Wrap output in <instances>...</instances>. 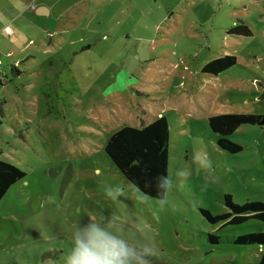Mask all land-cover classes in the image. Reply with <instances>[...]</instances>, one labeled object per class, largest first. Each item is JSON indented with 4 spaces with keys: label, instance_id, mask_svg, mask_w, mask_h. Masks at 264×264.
I'll use <instances>...</instances> for the list:
<instances>
[{
    "label": "rangeland",
    "instance_id": "374dc122",
    "mask_svg": "<svg viewBox=\"0 0 264 264\" xmlns=\"http://www.w3.org/2000/svg\"><path fill=\"white\" fill-rule=\"evenodd\" d=\"M236 16L254 21L253 35L228 33ZM20 29L22 50L9 65L0 61V158L26 175L0 201V264H65L72 233L89 216L117 217L130 243L153 246L150 264H261L264 245L208 236L264 232V221L213 224L200 209L226 212L225 194L240 205L264 201V125H240L228 137L243 148L232 153L208 120L264 114V1L85 0L59 24L50 19L54 35ZM226 54L235 65L217 76L203 71ZM161 116L175 185L167 204L139 189L143 200L131 189L111 200L106 188L131 182L106 154L107 141ZM197 152L210 171L194 162ZM181 170L190 173L182 188Z\"/></svg>",
    "mask_w": 264,
    "mask_h": 264
},
{
    "label": "trees",
    "instance_id": "16d2710c",
    "mask_svg": "<svg viewBox=\"0 0 264 264\" xmlns=\"http://www.w3.org/2000/svg\"><path fill=\"white\" fill-rule=\"evenodd\" d=\"M228 33L241 37L253 35L250 25L243 18H238ZM236 62V55L226 54L208 61L204 65L203 71L209 75L217 76L235 65ZM15 68L16 65H13L11 70ZM3 84L4 78L1 77L0 86ZM208 120L210 128L217 134V144L222 149L235 153L241 151L243 147L228 136L242 124L264 125L261 123L264 121V114L225 112L210 115ZM169 141L168 121L164 116H161L150 123H142L139 127L126 125L116 130L110 136L104 149L117 169L129 182L143 194L158 198L154 185L152 187L145 185L147 181L160 174L169 175ZM25 175L26 172L19 166L0 158V201L11 186ZM224 202L228 210L222 214H213L204 207L200 210L206 219L213 224L220 222L237 224L249 218L264 221V201H247L240 205L234 202L230 194H225ZM208 238L213 244L230 242L239 245H264V232L224 237L209 234ZM260 263L264 264V253ZM224 264L238 263L229 261Z\"/></svg>",
    "mask_w": 264,
    "mask_h": 264
},
{
    "label": "clouds",
    "instance_id": "9594fccd",
    "mask_svg": "<svg viewBox=\"0 0 264 264\" xmlns=\"http://www.w3.org/2000/svg\"><path fill=\"white\" fill-rule=\"evenodd\" d=\"M194 162L205 169L211 170V161L197 152ZM190 173L181 170L177 173L179 187H183ZM154 185L160 207L167 204V197L175 187L172 177L160 174L146 182V187ZM127 189L143 200L138 188L131 183L127 188L116 186L105 189V195L113 201L127 195ZM117 217L97 221L91 216L86 223L80 224L72 233V248L66 257L65 264H150V257L154 256L155 249L149 243H130V238L124 235L116 225Z\"/></svg>",
    "mask_w": 264,
    "mask_h": 264
},
{
    "label": "crops",
    "instance_id": "0c3cea01",
    "mask_svg": "<svg viewBox=\"0 0 264 264\" xmlns=\"http://www.w3.org/2000/svg\"><path fill=\"white\" fill-rule=\"evenodd\" d=\"M85 0H0V61L4 57L8 59L7 64H11L9 58L18 55L22 48L18 51L16 45V36L23 27H35L42 29L51 35L56 33L50 29V19L55 20L59 24L68 11L79 6ZM139 3V0L134 2ZM253 2L262 3L264 0H252ZM235 23L239 16L233 17ZM245 19L251 26L254 21ZM44 27V28H43ZM253 31V30H252ZM86 49V47H85ZM3 58V59H4ZM12 64L11 68L13 67ZM1 72V69H0Z\"/></svg>",
    "mask_w": 264,
    "mask_h": 264
},
{
    "label": "water",
    "instance_id": "95a60500",
    "mask_svg": "<svg viewBox=\"0 0 264 264\" xmlns=\"http://www.w3.org/2000/svg\"><path fill=\"white\" fill-rule=\"evenodd\" d=\"M261 123H264V121H262Z\"/></svg>",
    "mask_w": 264,
    "mask_h": 264
}]
</instances>
